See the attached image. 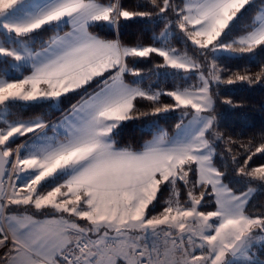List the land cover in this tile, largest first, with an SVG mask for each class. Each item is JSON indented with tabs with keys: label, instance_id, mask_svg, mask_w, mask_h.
Wrapping results in <instances>:
<instances>
[{
	"label": "snow or ice",
	"instance_id": "snow-or-ice-1",
	"mask_svg": "<svg viewBox=\"0 0 264 264\" xmlns=\"http://www.w3.org/2000/svg\"><path fill=\"white\" fill-rule=\"evenodd\" d=\"M148 3L151 11L139 10L142 6L125 8L121 0H0V247L7 249L0 264H117L118 258L124 264H257L251 249L255 242H264V215L247 213L254 189L237 194L223 183L225 174L214 163L210 134L218 140L220 133L214 132L216 101L211 85L264 81V68L255 76L236 72L222 78L224 69L214 55L250 54L264 48V0L246 31L230 40L225 38L256 7V0ZM146 17L165 20L153 43L123 44L121 22ZM101 25L114 30L117 38L94 34L93 27ZM64 27L70 30L59 35ZM173 27L200 56L207 59L213 54L206 69L171 45ZM45 29L57 34L34 50L29 41ZM153 54L162 58L157 68L184 73L185 78L198 72L199 84L163 92L142 87V81L127 82L126 73L141 75L129 68V58ZM25 65L29 74L12 75V70ZM96 78H103L102 87L72 106V119L65 118L62 136H47L49 124L39 117L8 118L17 102L59 101L69 93L86 91ZM162 95L173 103L161 104ZM138 100L152 102L151 111H138ZM176 109L191 119L178 123L173 136L161 131L139 151L116 146L113 133L122 122ZM28 134H32L30 141L15 150L11 147ZM246 151L250 155L238 175L264 182V165L249 168L254 156L264 155V142ZM13 155L16 179L23 173L24 184L12 183L9 191L3 183L4 166ZM190 173L196 177L194 182ZM181 182L189 188L184 202ZM164 185L170 188L165 206L149 216V206L155 207ZM209 187L215 210L204 212L200 206ZM197 188L203 189L199 195ZM12 205L37 211L50 208L60 215L43 221L31 215H6ZM65 213L91 227H81ZM89 233L97 238L85 239ZM197 248L200 255L195 254Z\"/></svg>",
	"mask_w": 264,
	"mask_h": 264
},
{
	"label": "trees",
	"instance_id": "trees-1",
	"mask_svg": "<svg viewBox=\"0 0 264 264\" xmlns=\"http://www.w3.org/2000/svg\"><path fill=\"white\" fill-rule=\"evenodd\" d=\"M102 3H108L109 0H101ZM183 0H173V3L181 5ZM125 8L151 11V5L148 0H121ZM260 7V0L256 1V7L246 12L232 29L226 40H230L235 36L244 33L247 25L255 15L256 8ZM165 20L157 17L152 18H135L131 21H122L119 29V39L123 44L128 46L135 45H150L154 38L164 29ZM69 27H64L59 33L67 31ZM92 31L105 39L117 38V33L114 30L101 25L94 26ZM175 33L172 37L171 44L179 46L181 49H188L197 54L195 46L187 45L182 42L186 39L178 29L173 27ZM57 34V31L52 29L40 30L34 35L29 44L35 48H40L46 44L51 37ZM217 63L224 71L222 78L227 79L233 73L247 72L255 76L261 68H264V48L257 49L254 53L242 55H218L215 56ZM162 62V58L153 54L149 58H129V68L138 70L141 75L133 76L130 73L125 74V80L129 83L133 81H142V87L154 90H162L163 92L174 90L176 87L184 86L188 77L185 78L184 73L173 74L171 69L157 68L156 65ZM29 70V68H26ZM14 76V75H13ZM16 77V76H15ZM99 82L95 81L85 89H81L66 98L65 104L61 110H56L50 103H41L36 105L23 106L15 104L11 118H33L43 116L45 121H51L75 103L83 94L95 87ZM211 90L215 99V111L213 115L216 117L214 132L220 133V139H215L213 134H210V139L215 144L216 154L214 163L225 175L224 181L228 183L236 193L247 191L248 188L254 189V194L246 206V211L249 215L258 216L264 215V182L249 181L247 177L238 175V168L243 166L245 159L250 153L246 151L251 148L252 151L260 143L264 142V81L248 84L247 82H237L232 85L215 84L211 85ZM231 100L232 103L226 104L223 101ZM161 104L173 103L170 97L161 96ZM138 111H151L152 102L147 100H138L136 102ZM181 122L179 109L158 116H145L139 119L126 121L114 133L115 143L121 148H130L132 150H140L145 145V142L153 135L161 131L167 132L172 136L176 132V125ZM25 138H17L11 147L15 150ZM264 165V155L257 154L249 161V168L259 167ZM50 190V187L47 189ZM211 194L205 196L208 200L212 198ZM162 198L159 197L156 201L157 206H151L149 216L153 214L154 209L162 211L165 204ZM203 209L215 208V204H207L201 206ZM8 215H31L34 218L42 219L46 216L55 215L52 209H43L37 211L32 206L12 205L7 208ZM63 215H67L66 213ZM81 223H86L82 222ZM252 257L257 261V264H264V242L257 241L254 243L251 251Z\"/></svg>",
	"mask_w": 264,
	"mask_h": 264
},
{
	"label": "rangeland",
	"instance_id": "rangeland-1",
	"mask_svg": "<svg viewBox=\"0 0 264 264\" xmlns=\"http://www.w3.org/2000/svg\"><path fill=\"white\" fill-rule=\"evenodd\" d=\"M257 1V0H256ZM175 33L173 32V35H174ZM243 33H241V34H239V35H242ZM159 35V34H158ZM158 35H156V36H158ZM173 35H172V37H173ZM239 35H237V36H239ZM237 36H235V37H237ZM172 37L170 38L171 40H172ZM234 37V38H235ZM182 42H185L187 45H190L191 44V42L190 41H186V39H183L182 40ZM172 45V44H171ZM192 45V44H191ZM173 47H176L178 50H180L181 52H187L188 53V55L189 56H192L193 58H195V59H197L198 61H200L201 63H203L204 64V66H205V69L207 68V64L212 60V58H213V54H211V53H209L208 54V56H207V59H205L204 57H202V56H200V54H199V51H195L197 54H195V53H193V52H191L190 50H188V49H181L179 46H174V45H172ZM215 56H218V55H234V54H230V53H216V54H214ZM23 69L24 68H20L19 69V73L20 74H22V72H23ZM16 71V73H17V70H15ZM15 73V74H16ZM187 77H188V81H187V83L184 85V86H182V87H186V86H191V85H198L199 84V79H198V77H199V73L198 72H193V73H189V74H187ZM152 90H154V89H152ZM167 92V91H166ZM64 100V99H63ZM38 102H43V101H38ZM38 102H34V103H38ZM59 102H61L62 103V98L59 100V101H52V103L54 104V105H56L57 103H59ZM19 102H17L16 104H18ZM24 105H28V104H24ZM33 105H36V104H33ZM25 107V106H24ZM52 107H54L53 105H52ZM62 108V107H61ZM10 112H13V107L10 109ZM179 113H180V118H181V121L183 120V123L184 124H187L188 123V121L191 119V115H188V116H184L183 115V112H182V110H180L179 109ZM37 117H39V118H42L44 121H45V119H44V117L43 116H37ZM37 117H33V118H16L15 120H17V119H21V120H32V119H35V118H37ZM9 118V120H14L13 118H11V116H9L8 117ZM46 123H49L50 121H45ZM181 123V122H180ZM3 125L2 124H0V127H2ZM56 127H55V131L53 130V127H51V128H49V129H45V131H46V133H47V136H49V137H54V136H56L57 135V133L58 132H56ZM176 132H177V130H176ZM175 132V133H176ZM159 133H157V134H155V136L156 135H158ZM173 136V135H172ZM31 137H32V134H28V136L27 137H19V138H25L23 141H22V143H24L25 142V140L27 139V140H31ZM152 140V139H151ZM21 143V144H22ZM213 146H214V148H215V144H214V142H213ZM216 150V149H215ZM24 153H23V151H22V155H23ZM15 155H13L12 157H10V163H9V167L7 168V175H6V181H5V184H4V186H5V189H7V190H11L10 189V184H12V183H15V181H16V173L13 171V167H12V164H13V162H15ZM216 165V164H215ZM217 167V166H216ZM218 168V167H217ZM9 176H11L12 178H11V180H9ZM195 179H196V177H195V175H193V174H191L190 173V176H189V180H190V182H194L195 181ZM223 183L224 184H226V185H228L232 190H233V188L228 184V183H226L225 181H224V179H223ZM180 188H181V201L182 202H184L186 199H187V191L189 190V188H186V187H184L183 186V183L181 182L180 183ZM200 191H203V189H200V188H197V189H195V193H196V195H199V192ZM207 191H208V193L210 194L211 193V188L209 187L208 189H207ZM234 191V190H233ZM235 192V191H234ZM255 192V191H254ZM254 192L251 194V196H250V198H249V201H250V199L252 198V196H253V194H254ZM209 194H207V195H209ZM237 194H240V193H237ZM169 195H170V188L167 186V185H164V186H162V189H161V192H159L158 193V198L159 197H164V198H162V200H163V203H164V201L165 200H167L168 199V197H169ZM207 195H205V196H207ZM213 196V195H212ZM158 198H157V200H158ZM211 203H213V204H215V197L213 196L212 198H210V199H208V200H206L205 198H204V200L201 202V206H203V205H207V204H211ZM153 204L155 205V207L157 206V203H156V201H154L153 202ZM152 205H150L149 206V208L151 207ZM201 206H200V210L201 211H204V212H208V211H214L215 210V208H212V209H203V208H201ZM247 206V205H246ZM160 209L161 208H158V209H154V211H153V214L152 215H157V214H159L160 213ZM163 210V209H162ZM5 214L6 215H8L7 214V209H6V212H5ZM149 214V213H148ZM53 215H50V216H46L47 218H49V217H52ZM55 216V215H54ZM66 218H68V219H71V220H74L75 222L76 221H82V222H86V223H88L87 221H84V220H80V219H78V218H76V217H69L68 216V214L67 215H64ZM84 224V223H82L80 226L81 227H87L86 225L87 224ZM83 225V226H82ZM89 227V226H88ZM110 235H114V233H110ZM88 238H91V239H96V237L94 236V234L93 233H89L88 234V236H86L85 237V239H88ZM9 243H10V241H9ZM197 243H199V240H197ZM259 243H260V241H259ZM254 246V245H253ZM198 249V248H197ZM252 249H253V247H252ZM252 249H251V251H252ZM7 251V249L6 248H3V247H0V256H2L3 255V253L4 252H6ZM237 264H240V262L238 261L237 262Z\"/></svg>",
	"mask_w": 264,
	"mask_h": 264
},
{
	"label": "crops",
	"instance_id": "crops-1",
	"mask_svg": "<svg viewBox=\"0 0 264 264\" xmlns=\"http://www.w3.org/2000/svg\"><path fill=\"white\" fill-rule=\"evenodd\" d=\"M70 30V27H69V29L67 30V31H69ZM66 32V31H65ZM59 35H63L64 34V32L63 33H58ZM97 35V34H96ZM30 45V44H29ZM30 47H32L34 50H37V51H39L40 50V48H35L34 46H32V45H30ZM22 68H24L23 69V72H22V74H20L18 71H17V73H16V71L15 70H12V75H14V76H16V77H18V78H22V76L23 75H27V74H29V71H30V69L29 70H26V68H29L27 65H25V66H23ZM16 73V74H15ZM108 74L106 73L105 74V76H107ZM102 79L103 78H96V80H94L93 82H95V81H97V82H99L95 87H93L92 89H90L89 91H87L85 94H83L75 103H73L72 105H70L67 109H65V110H63L62 111V113L60 114V115H58L57 117H55L54 119H52L48 124H49V127L47 128V129H49V128H51V127H53V126H56V132H58V133H60L61 134V136H62V134H63V132H64V128H63V124L66 122L65 121V118L67 117L69 120H71L72 119V115H71V113H72V106L73 105H77V104H79L80 102H82V99H86L87 98V96L88 95H90V94H92V93H94V92H96V91H98L99 89H100V87H102V83H101V81H102ZM92 82V83H93ZM91 83V84H92ZM86 87H88V86H86ZM79 91V90H78ZM75 93V92H74ZM71 94H73V93H69V94H67L66 96H64V97H61L62 98V103L61 102H59V103H57L56 105H54L53 103H52V101H43V102H38V103H31V104H28V105H24L25 103H23V102H19L18 104H21V105H23V106H29V105H33V104H41V103H50L51 105H53L54 107V109H56V110H61V107H63V105L65 104V100H63V98H66L67 96H69V95H71ZM14 120L16 119V118H13ZM23 119V118H22ZM126 122V121H125ZM125 122H122L121 123V125L120 126H122V124H124ZM120 126L117 128V129H119L120 128ZM117 129H115L114 130V133L116 132V130ZM114 133H113V139H114ZM174 135V134H173ZM155 135H153L150 139H148L146 142H148V141H150L151 139H153V137H154ZM115 140V139H114ZM146 142H145V144H146ZM117 146V145H116ZM118 147V146H117ZM118 148H121V147H118ZM140 150H142V149H140ZM137 151H139V150H137ZM10 159V158H9ZM9 163H10V160H9ZM9 163H8V166H7V168L9 167ZM20 176H21V179L20 180H17L16 179V181H15V184H17V186L18 187H22L23 186V184H24V179H23V177H24V174L23 173H21L20 174ZM17 216H19V215H17ZM53 217V216H52ZM52 217H49V218H47V217H44V218H42V219H39V218H35V219H37V220H41V221H43V220H45V219H50V218H52ZM55 217H59V216H55ZM76 223H78L79 225H81L82 223H81V221H76ZM87 225V227L86 228H88V226L89 227H91V225L89 224V223H86ZM83 226V225H82ZM91 234V233H90ZM94 236L97 238V236H96V234H94ZM117 264H124V261H123V259H117Z\"/></svg>",
	"mask_w": 264,
	"mask_h": 264
},
{
	"label": "built area",
	"instance_id": "built-area-1",
	"mask_svg": "<svg viewBox=\"0 0 264 264\" xmlns=\"http://www.w3.org/2000/svg\"><path fill=\"white\" fill-rule=\"evenodd\" d=\"M15 160V159H14ZM15 162H13V164H14ZM13 164H12V166H13ZM149 243H150V241H149ZM195 254L196 255H200L201 254V250L200 249H195Z\"/></svg>",
	"mask_w": 264,
	"mask_h": 264
},
{
	"label": "water",
	"instance_id": "water-1",
	"mask_svg": "<svg viewBox=\"0 0 264 264\" xmlns=\"http://www.w3.org/2000/svg\"><path fill=\"white\" fill-rule=\"evenodd\" d=\"M7 166H8V164L4 166L5 175H4V178H3V183H4L6 175H7Z\"/></svg>",
	"mask_w": 264,
	"mask_h": 264
}]
</instances>
